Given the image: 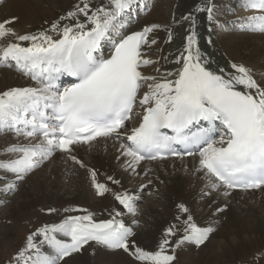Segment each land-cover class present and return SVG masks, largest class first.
Masks as SVG:
<instances>
[{
    "label": "snow or ice",
    "instance_id": "6c2138e0",
    "mask_svg": "<svg viewBox=\"0 0 264 264\" xmlns=\"http://www.w3.org/2000/svg\"><path fill=\"white\" fill-rule=\"evenodd\" d=\"M237 7L250 14L220 19L236 9L222 12L216 0H194L190 10L173 17L172 24L145 23L139 30L132 28L138 20L139 13L136 17L132 13L140 8L139 0H79L38 33H17L11 27L16 17L0 21V41H4L0 65L14 66L36 82L34 87L0 93V134L17 138L2 150L8 158H0V172L9 175L0 177L7 181L0 192L14 194L56 152L88 169L73 153L76 146L98 138L121 141L123 166L133 172L144 160L198 157L195 171L206 180L201 199L220 191L228 196L236 189L264 190V72L257 75L241 62L221 65L200 46V15L208 20L209 48L215 46L213 34H264V0H237ZM146 10L147 3L142 8ZM161 29L166 31V44H175L177 38L181 43L169 55L153 60L147 53L152 46L159 48ZM105 40L112 45L108 56L101 51ZM160 60L173 68L162 72L156 67L157 75L145 73V66ZM64 76L74 82L61 86ZM202 122L206 126H200ZM194 126L199 127L193 131ZM88 170L98 196L112 191L97 180L96 170ZM107 180L120 184L112 176ZM112 194L122 206L121 211L109 213L112 218L96 220L87 210L72 209L85 214L66 215L59 223L30 232L13 257L15 264H72L86 246L93 257L99 249L121 251L132 264H178L177 249L205 245L218 230V214L227 209V204L217 206L213 219L201 226L179 203L176 223L164 230L154 250H145L138 245L133 227L117 219L128 215L131 224L138 225V197L127 190Z\"/></svg>",
    "mask_w": 264,
    "mask_h": 264
},
{
    "label": "bare ground",
    "instance_id": "6f19581e",
    "mask_svg": "<svg viewBox=\"0 0 264 264\" xmlns=\"http://www.w3.org/2000/svg\"><path fill=\"white\" fill-rule=\"evenodd\" d=\"M78 2L79 0H0V21L16 17L17 19L11 27L17 33H38L50 28L52 21L71 11ZM146 2L148 0H142V8ZM216 2L222 12L226 8H234L232 5H237V0H216ZM193 3L194 0H157L152 9L149 8L146 10V14L138 16V20L133 22L132 28L139 30L140 26L145 23L170 25L173 23L174 16L178 17L181 13L190 10ZM146 11L142 12L145 13ZM139 12L141 11L139 10ZM249 14V12L240 11L238 14L225 13L219 18L232 20ZM197 24L200 46L211 51L221 65L227 61L241 62L253 68L257 75L264 72V34H242L239 32L213 34L215 46L209 48L207 45L209 24L206 15H200ZM158 38L160 41L159 48L152 46L147 53L148 57L153 60L169 55L181 43L180 39L177 38L175 44H166L164 42L166 40L164 29L158 31ZM3 43L4 41H0V44ZM21 43L23 46L28 44V42ZM109 43L110 41H103L101 48H109ZM156 67H161L163 72L164 69H172L173 64L160 60L159 64L145 66L144 71L149 75H157ZM34 86L36 84L33 81L25 78L15 68H0V93L14 87ZM0 140H2L0 151L9 144L17 142V138L11 134L0 135ZM19 141L22 143L29 142L23 138H19ZM37 141L36 139L32 140L33 143ZM120 143L121 141L114 138H98L90 145L76 146L73 154L82 159L88 165V169L96 170L97 180L107 184L112 191L123 192L127 190L139 198L143 196L145 203L142 201L140 206L142 211L147 209L146 213L148 214H145L147 217L145 215L135 217L138 226L131 224L132 217L128 215L125 221L136 232L137 243L140 247L145 250L154 249V241L158 233L166 228L165 224L171 219L176 222L175 218L179 211L177 204L179 203H184L190 209L195 222L202 221L203 225L201 223V226L213 219L212 213L217 206L227 204L226 211L218 214L217 218L220 221L218 230L206 242V246L197 252V258H194L193 254L190 255V258L187 259L189 264H220L225 255L237 258L235 250L242 242H249L256 248L264 246V190L232 191L228 196L220 191L214 192L212 197L201 199L200 193L206 180L202 173L195 171L198 157L166 159L156 162L141 161L136 171L133 172L123 166L124 158L120 157L118 150ZM1 154L4 156L3 153ZM118 157L120 158L118 159ZM41 167L36 174L33 173L34 175L28 176L30 178L28 187L18 189V196L21 200H17L14 206H8L5 209L0 224L4 222L3 217L18 218V220L28 218L32 215V209L48 204L63 206L69 211L72 207L77 206L96 216V220L112 218L109 215L110 212L122 210V206L115 200H111L107 194L103 197L96 195L95 189L92 187L89 170L80 168L67 157V154L56 152ZM1 176H5V174L0 172ZM108 176L118 179L120 184H112L111 181L107 180ZM2 184L0 183V186ZM146 191L151 193V200L150 196L147 198ZM92 193L97 198L93 197ZM9 196L6 194V197ZM156 196L160 199L157 200ZM0 200L2 201L1 198ZM149 200L151 202L155 200L157 205L155 206L154 203L149 205ZM212 200L215 202L213 203ZM96 212L103 214L97 215ZM76 213L77 211L65 213L58 220L61 221L66 215ZM83 214L85 213L83 212ZM117 219L121 218L117 217ZM140 224H143L144 227ZM6 230L7 234L0 235V243H2V238L8 239L11 236V231ZM213 244H219V246L214 247ZM187 246L189 245L178 249L179 256L188 257L189 253L185 254L183 250ZM245 251L243 249L241 254H246ZM90 253L91 249L86 246V250L76 256L72 264H101V261L103 264H132L131 258L127 257L126 254L121 256L120 251L107 252L98 249L96 257Z\"/></svg>",
    "mask_w": 264,
    "mask_h": 264
},
{
    "label": "rangeland",
    "instance_id": "374dc122",
    "mask_svg": "<svg viewBox=\"0 0 264 264\" xmlns=\"http://www.w3.org/2000/svg\"><path fill=\"white\" fill-rule=\"evenodd\" d=\"M143 1H145V0H143ZM156 1L157 0H148V2H146V3L149 5V8L152 9V7H153V5L155 4ZM232 7H234L236 10H235L234 13H231V14L240 13L241 9L238 8L237 5H232ZM134 12H135V14H134ZM134 12L132 13V15L134 14L136 16L137 13H139L138 16H142L141 12H139L138 10H135ZM241 12L245 13L244 11H241ZM146 13H147V11L144 14H146ZM1 136H3V135H1ZM0 143H2V140H0ZM1 153H2V151H0V158H4V156L6 158H8L6 155L2 156ZM39 168L41 169L42 167H39ZM39 168L34 170L31 174H33V173L36 174V172H38ZM3 174L6 175V173H3ZM31 174H29L28 176H30ZM26 180H27V182H25ZM26 180L23 181L22 183H20L21 185H20V187L18 189H20L22 187L23 188L24 187L25 188L28 187V180H30V178L28 177V178H26ZM2 182H3V179H0V183H2ZM18 192H19V190L16 191L14 194H11L9 197H6L5 194L0 192V196L1 197L4 196V197L1 198L2 201L0 200L1 201L0 202V220L1 221H2V217L1 216H2V214L5 213V209L8 206H14L16 204L17 200L18 201L21 200L20 197L18 196L19 195ZM113 192L114 191H110L109 193H106L110 197L111 200L112 199L114 200V197H113V194H112ZM145 193H147V198L150 196V200H151V198H152L151 197V193L148 192V191H146ZM96 195H94L92 193L93 197H95ZM141 197L142 198L138 197L137 202H136L137 209H138V213L136 214V217L148 214V213H146L147 209H145L144 211L141 210L140 203H142V201H143V203H145V200H143L144 199L143 196H141ZM7 198H9V199H7ZM95 198H97V197H95ZM155 198L157 200L160 199L158 196H156ZM151 203H154L155 206L157 205L155 200L152 201V202L150 201L149 205ZM54 207H55V209L57 211L53 212V213H50L48 210L50 208H54ZM159 207H156V208H159ZM71 209H80V207L74 206ZM71 209L67 213L75 212V211H72ZM31 212H32L31 216H29L28 218H26V217L22 218L21 220H18V218L15 219V218L3 217L4 218V222H1V224H0V235L1 234L4 235L7 232L6 229H9L11 231V236L8 239H6V238L3 239L2 238V243H0V264H15V261L13 260V257L16 255V253L19 250H21L24 247L26 239H27V236L29 235V233L34 231L36 228H38V227H40V226H42L44 224H51V223L53 224V223L60 222L58 220V218L62 217L66 213L64 211V207L63 206H56V205H53V204L38 206V207L32 209ZM79 212L80 211H77V213L74 214V215H82L83 214V212H80L81 214ZM96 214L97 215H99V214L102 215L103 213L102 212H100V213L96 212ZM106 215H108L107 212H106ZM145 217H147V216L145 215ZM94 218L97 219L96 216H94ZM119 218L124 219L126 221L127 215H125L123 217H119ZM107 219H110V218H107ZM174 223H176L175 220L171 219L165 224V226L167 228V227H169L170 225H172ZM196 223L198 225H201L202 221H198V222L196 221ZM202 225H203V223H202ZM140 226H143V224H140ZM165 229H162V231H160L158 233V235H157V237H156V239L154 241V249L156 248V246H157L160 238L162 237ZM205 246L206 245H203V246H201L198 249L194 245H189V246H187L188 248L185 247L183 250H184L185 254L189 253V255H188V257H181V256L178 255V264H189L188 263L189 261L187 262V259L190 258V255L193 254L194 258H197L198 257L197 256V252L200 249H203V247H205ZM212 246L218 247L219 244H217V245L213 244ZM207 247H208V245H207ZM243 249H245L246 250L245 252H247V253L242 255L241 251ZM85 250H86V247H85ZM120 253H121V256L123 254L125 255V253H123L121 251H120ZM177 254H178V249H177ZM235 254L238 256V257L236 256L237 258H231L230 256H227V255L223 256V258L221 260L222 262L220 264H264V246L260 247V248H256L253 244H251L249 242H244V243L242 242L241 245L236 247ZM126 256H127V254H126ZM127 257H129V256H127Z\"/></svg>",
    "mask_w": 264,
    "mask_h": 264
}]
</instances>
